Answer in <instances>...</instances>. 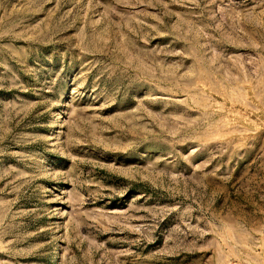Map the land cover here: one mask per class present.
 Listing matches in <instances>:
<instances>
[{"label": "rangeland", "instance_id": "obj_1", "mask_svg": "<svg viewBox=\"0 0 264 264\" xmlns=\"http://www.w3.org/2000/svg\"><path fill=\"white\" fill-rule=\"evenodd\" d=\"M0 264H264V0H0Z\"/></svg>", "mask_w": 264, "mask_h": 264}]
</instances>
